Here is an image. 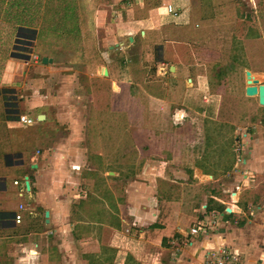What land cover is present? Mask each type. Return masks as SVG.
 <instances>
[{
	"label": "crops",
	"instance_id": "obj_1",
	"mask_svg": "<svg viewBox=\"0 0 264 264\" xmlns=\"http://www.w3.org/2000/svg\"><path fill=\"white\" fill-rule=\"evenodd\" d=\"M173 2L187 3L191 13L192 0L168 3ZM5 4L8 7V0ZM161 15H167L164 5L147 9L141 27L155 32ZM134 29L138 28L129 32ZM3 30L0 28V213L9 214L10 221L0 228V264H197L206 248L219 244L228 246L242 264H264V106L256 97L249 98L254 99L256 121L244 120V126H235L223 140L231 152L226 170L208 165L214 173L206 172L198 163L200 148L192 165L185 166L187 158L180 157L179 164H169L159 175L154 173L157 161H153L151 168L134 176L147 174L150 182L135 181L122 192L117 185L124 176L122 165L111 155L113 152L118 158L121 149L116 137L108 140L100 132L88 140L87 129L98 128L100 120L81 123L75 117L70 119L71 103L65 104L66 109L58 107L73 94L72 81L60 83L53 95L43 93V72L55 60L52 55L34 53L38 30ZM21 31L35 33L31 56L14 49ZM141 35L145 38V32ZM128 39L133 41L131 36ZM43 57L53 60L43 64ZM97 67L99 76H104L105 69L109 76L108 68ZM90 76L96 81L95 73ZM254 80L260 84L251 72V84ZM18 115L33 122L20 123ZM39 115L44 119L38 120ZM218 125L214 127L220 129ZM62 130H68L66 137H61ZM14 167L22 170V177L14 178L10 186L5 173ZM207 176H211L210 183L204 188L200 178ZM26 179L30 189L20 193ZM184 180H191L190 187L195 193L199 189L200 196L191 199L193 196L181 192L188 187L180 183ZM168 189H175L176 194L166 192ZM220 190L225 194L216 197L213 193ZM124 193L127 201L122 199ZM133 193L138 198L128 201ZM19 205L26 209L20 211L22 221L15 224L12 214L19 212ZM208 214L216 220L214 230L209 236L197 237L194 249L186 247L189 230L181 229L182 224L190 223V229Z\"/></svg>",
	"mask_w": 264,
	"mask_h": 264
},
{
	"label": "rangeland",
	"instance_id": "obj_2",
	"mask_svg": "<svg viewBox=\"0 0 264 264\" xmlns=\"http://www.w3.org/2000/svg\"><path fill=\"white\" fill-rule=\"evenodd\" d=\"M168 2L8 0L7 7L5 0H0L3 32L16 27L37 29L34 53L40 57L52 55L55 60L43 72V93L53 95L60 83L72 81L73 94L58 107L66 109L65 104L71 103L74 111L69 110L68 115L81 123L100 120V129H87L88 140L100 132L108 140L116 137L121 149L117 151L118 158L113 152L111 155L122 165L124 176L117 182L122 192L134 186L135 181L150 182L147 174L134 176L151 168L153 161H157L154 173L159 175L169 164H179L180 157L187 158L185 166L192 165L200 148L198 163L206 172L214 173L208 165L226 170L231 152L223 140L235 126H244V120L252 122L254 118L255 122L258 118L253 111L254 99L244 95V78L245 71H250L264 84V0H192L191 13L187 12V3L173 2L170 4L176 16H159L162 19L154 26L155 32L141 27L147 19V9ZM135 26L138 29L130 33ZM23 32L15 39L14 49L24 53L23 47L30 45L25 53L31 56L35 33ZM98 65L109 69L107 78L97 74ZM218 124L220 129L214 127ZM61 132V137L68 134V130ZM131 168L135 169L133 173ZM5 175L11 186L14 178L22 177V170L14 167ZM207 177L200 178L204 188L210 183ZM183 182L188 187L181 188V192L187 197L200 196L199 189L195 193L190 187L191 180L180 183ZM166 192L176 194L175 189ZM213 194L222 197L225 193L220 190ZM126 195L123 201H127ZM182 196L185 197L183 193ZM132 197L138 198L133 193L128 201ZM207 216L204 221L209 222L207 232L211 233L216 220L211 224L212 217ZM190 226L182 224L181 229L189 230ZM199 262H203V256Z\"/></svg>",
	"mask_w": 264,
	"mask_h": 264
},
{
	"label": "built area",
	"instance_id": "obj_3",
	"mask_svg": "<svg viewBox=\"0 0 264 264\" xmlns=\"http://www.w3.org/2000/svg\"><path fill=\"white\" fill-rule=\"evenodd\" d=\"M166 13L172 14L173 16L177 15V12L174 10L173 6L171 4L164 5ZM18 121L23 124H31L33 122L32 118L26 116V115H18L17 116ZM238 161H241V159H238ZM14 184H17V182H14ZM25 192L24 185L22 186V191L20 193ZM21 196V194H19ZM26 208H24L23 205H19V212H15L12 214V218L15 224H19L22 221V215L20 211H25ZM206 219V218H205ZM215 221V218L212 219V223ZM209 222H205L204 220H201L197 222L196 225L192 226L189 229L188 236L186 238V241L184 242L186 247L193 248L195 246L196 241L194 240L195 237L198 235L200 236H208L209 232H207V226ZM215 224V223H214ZM204 253V255H203ZM202 253L203 256V262H198L197 264H242L240 257L233 254V251L226 245H217L214 248L210 250H204Z\"/></svg>",
	"mask_w": 264,
	"mask_h": 264
},
{
	"label": "water",
	"instance_id": "obj_4",
	"mask_svg": "<svg viewBox=\"0 0 264 264\" xmlns=\"http://www.w3.org/2000/svg\"><path fill=\"white\" fill-rule=\"evenodd\" d=\"M130 40H132V39L130 38ZM51 61L52 60L50 58H46V57L42 58V63L43 64L51 63ZM170 70H171V72H173L174 71V67L171 66ZM104 76H107V70L106 69H105ZM250 76H251V72L250 71H245L246 87L244 89V94H245V96H247L249 98L256 97L257 101H258V104L260 106H264V85L263 84H259L256 80H254L253 83L251 84ZM43 119H44L43 115H39L38 116V120H43ZM209 177H211V176H209ZM24 185H25V188L27 190L30 189V185H29V182L27 181V179L25 180V184ZM48 215H49V213L46 211L44 216H45L47 222H48V220H47Z\"/></svg>",
	"mask_w": 264,
	"mask_h": 264
},
{
	"label": "trees",
	"instance_id": "obj_5",
	"mask_svg": "<svg viewBox=\"0 0 264 264\" xmlns=\"http://www.w3.org/2000/svg\"><path fill=\"white\" fill-rule=\"evenodd\" d=\"M29 47H30V45H29ZM29 47H23L24 50H22V51L28 52ZM1 186L2 185H1V180H0V189H1ZM9 221H10L9 214L0 213V228L3 227V226H6L9 223Z\"/></svg>",
	"mask_w": 264,
	"mask_h": 264
},
{
	"label": "bare ground",
	"instance_id": "obj_6",
	"mask_svg": "<svg viewBox=\"0 0 264 264\" xmlns=\"http://www.w3.org/2000/svg\"><path fill=\"white\" fill-rule=\"evenodd\" d=\"M173 67H174V66H173ZM174 71H175V67H174ZM174 71H173V72H174Z\"/></svg>",
	"mask_w": 264,
	"mask_h": 264
},
{
	"label": "clouds",
	"instance_id": "obj_7",
	"mask_svg": "<svg viewBox=\"0 0 264 264\" xmlns=\"http://www.w3.org/2000/svg\"><path fill=\"white\" fill-rule=\"evenodd\" d=\"M168 15V14H167Z\"/></svg>",
	"mask_w": 264,
	"mask_h": 264
}]
</instances>
